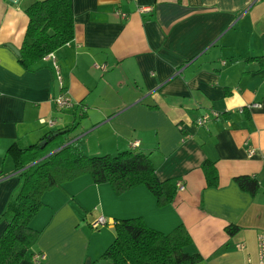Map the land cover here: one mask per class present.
<instances>
[{"label": "crops", "instance_id": "1", "mask_svg": "<svg viewBox=\"0 0 264 264\" xmlns=\"http://www.w3.org/2000/svg\"><path fill=\"white\" fill-rule=\"evenodd\" d=\"M37 1L0 0V216L20 185L8 148L72 126L69 139L87 156L143 151L160 180L185 186L164 207L144 186L117 195L87 175L46 192L31 222L40 236L20 264H97L116 221L138 217L166 234L185 226V251L202 264H259L264 0H74V40L55 53L62 84L51 58L28 72L12 50L20 52L25 10ZM60 93L71 108L56 105ZM213 113L220 116L197 126ZM206 160L215 163L217 187L207 186ZM240 176L259 178L256 195L238 187ZM99 217L106 225L92 228ZM230 225L237 234L228 235Z\"/></svg>", "mask_w": 264, "mask_h": 264}, {"label": "trees", "instance_id": "2", "mask_svg": "<svg viewBox=\"0 0 264 264\" xmlns=\"http://www.w3.org/2000/svg\"><path fill=\"white\" fill-rule=\"evenodd\" d=\"M25 14L29 23L18 61L29 72L38 62L74 40V0L37 1L25 10ZM75 129L76 126H72L51 131L36 144L25 146L17 141L8 148L6 154L14 162L20 185L0 216V224L7 223L0 236V264H20L26 258L40 236V232L31 227V222L44 207L46 192L62 188L80 177L89 176L94 185L110 184L117 195L144 186L159 207L173 202L177 187L171 180L159 179L151 154L124 151L116 155L89 157L80 140L69 139ZM45 139H49L47 144L40 146ZM202 170L207 186L217 187L215 163L206 160ZM235 182L252 196L258 193L261 183L258 177L251 176L237 177ZM114 231L113 243L101 256L110 264L203 262L200 254L185 251L192 244V238L183 225L166 234L149 227L143 218L138 217L117 220ZM226 231L233 236L239 228L230 225Z\"/></svg>", "mask_w": 264, "mask_h": 264}, {"label": "built area", "instance_id": "3", "mask_svg": "<svg viewBox=\"0 0 264 264\" xmlns=\"http://www.w3.org/2000/svg\"><path fill=\"white\" fill-rule=\"evenodd\" d=\"M10 1H17V0H10ZM146 10H150V9H146ZM122 17L126 18V15H122ZM60 50V49H59ZM58 50V51H59ZM48 58H51L53 60V64H54V68L56 70V75L58 77V81L60 84H62L61 82V78L59 77V71L58 68L56 66V62H55V54H51L50 56H48ZM55 103L56 105L64 110V109H69L73 106V102L71 100H69L68 97H66V95L60 93L56 98H55ZM261 105L259 104H253V105H249V108H257L260 107ZM220 116V114L218 113H213L211 116L209 115H205L203 117H201L200 119H198L197 121V126L198 127H205L207 125V123L212 119V118H218ZM40 123L44 125H50L53 126L54 122L53 121H45V120H40ZM138 142L134 143V148L137 147ZM177 187V190H184V186L182 183H177V185H175ZM106 225V220L103 217H99L95 223L92 224V228L98 229L99 227L105 226ZM258 254H259V264H264V233L259 234L258 236ZM38 259H44L45 257L42 255H37Z\"/></svg>", "mask_w": 264, "mask_h": 264}, {"label": "water", "instance_id": "4", "mask_svg": "<svg viewBox=\"0 0 264 264\" xmlns=\"http://www.w3.org/2000/svg\"><path fill=\"white\" fill-rule=\"evenodd\" d=\"M12 50H13V52H14L17 56L20 55V52L17 51L16 49L12 48ZM48 140H49V139H45V140H43V141L40 143V146H42V147L45 146V145L47 144ZM52 153H54V152H52ZM52 153H51V154H52ZM51 154H50V155H51ZM46 157H47V156H46ZM88 263L90 264L89 261H88ZM88 263H87V264H88Z\"/></svg>", "mask_w": 264, "mask_h": 264}, {"label": "rangeland", "instance_id": "5", "mask_svg": "<svg viewBox=\"0 0 264 264\" xmlns=\"http://www.w3.org/2000/svg\"><path fill=\"white\" fill-rule=\"evenodd\" d=\"M17 192H18V189L14 192V194L16 195L17 194ZM13 194V195H14ZM97 231V230H96ZM101 232H104V230H100ZM99 232V231H98ZM115 239V238H114ZM103 253V252H102ZM100 262H98L97 264H110V261L109 260H105V259H100L99 260Z\"/></svg>", "mask_w": 264, "mask_h": 264}]
</instances>
